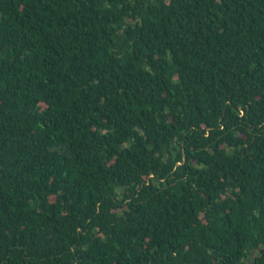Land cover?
Instances as JSON below:
<instances>
[{"label": "trees", "instance_id": "obj_1", "mask_svg": "<svg viewBox=\"0 0 264 264\" xmlns=\"http://www.w3.org/2000/svg\"><path fill=\"white\" fill-rule=\"evenodd\" d=\"M0 264H264V0H0Z\"/></svg>", "mask_w": 264, "mask_h": 264}]
</instances>
